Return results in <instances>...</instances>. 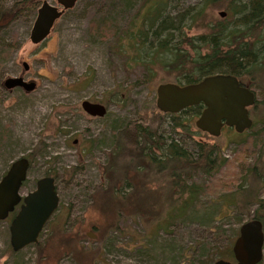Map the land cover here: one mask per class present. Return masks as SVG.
<instances>
[{"label": "rangeland", "instance_id": "rangeland-1", "mask_svg": "<svg viewBox=\"0 0 264 264\" xmlns=\"http://www.w3.org/2000/svg\"><path fill=\"white\" fill-rule=\"evenodd\" d=\"M14 1L0 0V10ZM40 1L0 29V176L24 155L29 166L19 193L33 188L39 176L54 173L58 203L38 234V249L28 243L13 250L8 222L14 211L0 219V264H194L204 247L224 246L245 213L262 212L257 201L264 202V66L253 73L252 124L242 132L223 127L211 136L195 127L196 114L190 111L179 115L177 125L172 122L178 119L169 117L157 123L150 100L155 85L171 79L155 66L149 75L142 61L131 58L130 41L111 33L112 26L126 28L138 3L123 8L118 0H76L54 20L44 39L31 43L29 29ZM105 13L113 23L103 26L98 20ZM222 17H229L223 3L207 7L208 21ZM201 30L195 26L186 33ZM254 37L255 48L264 49V22L248 40ZM17 74L34 80L35 87H3L5 76ZM82 99L101 102L104 114L84 112ZM133 120L148 123L190 151L198 141L219 146L220 167L184 176L188 183L208 184V189L171 220L164 210L175 195L165 198L162 180L144 155L160 150L139 141L113 154L116 129ZM251 166L263 177L257 178ZM241 183L250 189L246 196L238 188ZM234 197L238 209L228 204ZM160 217L165 229L153 224ZM256 264H264V243Z\"/></svg>", "mask_w": 264, "mask_h": 264}, {"label": "trees", "instance_id": "trees-1", "mask_svg": "<svg viewBox=\"0 0 264 264\" xmlns=\"http://www.w3.org/2000/svg\"><path fill=\"white\" fill-rule=\"evenodd\" d=\"M118 1L123 8L134 2L138 5L132 12L126 28L118 31L112 26L111 33L130 41L129 47L133 51L131 58L142 61L149 75L155 66L165 71L171 81L188 83L214 72H228L234 74L240 83L250 87L254 84L253 73L260 71L264 66V49L259 50L254 45L257 42V35L256 38L248 40L253 29L264 22V0ZM36 3L37 0H15L10 6L1 9L0 29L25 8H34ZM217 3L225 5L229 17L208 21L205 18L206 9ZM110 19L111 14L105 13L98 21L104 26L113 23ZM195 26L202 27L203 30L192 34L186 33V29ZM201 106L199 102L178 112L169 113L159 110L154 101L150 100L151 117H155L157 123H161L167 117L178 119L172 122L173 125L181 123L179 115L187 111L197 115ZM166 137L141 120L127 121L115 131L113 154L116 156L128 142L139 141L144 142V146L146 142L152 143L160 150L158 155L150 151H145L144 155L162 180L165 198L175 195L164 210V217L171 220L187 212L191 205H194L196 195L209 186L188 183L184 176L195 170L210 173L220 167L223 158L219 154V146L213 142L198 141L190 151L173 137ZM139 147L142 148V144ZM251 168L257 178L263 177L255 166ZM45 174L55 177L54 173ZM221 182L219 180L220 184ZM239 185L240 192L246 196L250 189L242 183ZM247 201L248 198L244 197L242 201L244 206ZM228 204L238 209L239 204L235 197ZM257 207L261 209V213L255 212L252 215L245 213V216L246 219L253 217L259 219L264 233V202L261 199H258ZM153 224L160 229H165L167 225L161 217ZM112 228L118 229L116 225ZM232 240L233 237L221 248L204 247L194 264H209L220 257L233 261ZM32 244L39 248L38 240Z\"/></svg>", "mask_w": 264, "mask_h": 264}, {"label": "water", "instance_id": "water-1", "mask_svg": "<svg viewBox=\"0 0 264 264\" xmlns=\"http://www.w3.org/2000/svg\"><path fill=\"white\" fill-rule=\"evenodd\" d=\"M75 1L54 0L51 3L41 0L29 29V41L37 43L44 39L54 20ZM224 13L223 10L218 11L220 16ZM21 64L26 70L27 63L22 61ZM2 85L7 89L16 86L29 91L35 87V81L25 79L22 74L8 75L3 78ZM199 102L202 106L193 123L197 129L211 136H218L224 125L241 132L252 124L248 108L254 103V93L249 86L240 83L234 74L214 72L193 82L161 81L155 85L154 104L163 112H178ZM80 107L89 115L101 116L105 112V106L98 101L82 99ZM28 166V158L20 155L9 163L0 176V219L5 218L18 204L8 222L9 244L13 250L37 241L43 224L58 203L51 175L39 176L33 188L24 194L19 193ZM86 235L94 236L90 231ZM263 241L262 222L254 217L245 219L238 225L231 243L233 261L220 257L209 264H256L262 257Z\"/></svg>", "mask_w": 264, "mask_h": 264}, {"label": "flooded vegetation", "instance_id": "flooded-vegetation-1", "mask_svg": "<svg viewBox=\"0 0 264 264\" xmlns=\"http://www.w3.org/2000/svg\"><path fill=\"white\" fill-rule=\"evenodd\" d=\"M250 88H251V87H250ZM251 89H252V88H251ZM252 91H253V93H254V103H253L252 105H254V104H255V101H256V97H255V91H254V89H252ZM248 113H249V112H248ZM249 116H250V115H249ZM250 117H251V116H250ZM251 119H252V118H251ZM250 126H251V125H250ZM223 127H226V126L224 125ZM223 127H222V128H223ZM228 127H230V126H228ZM222 128H221V129H222ZM244 130H245V129H244ZM241 132H242V131H241ZM17 206H18V204H16V205L14 206V209H13L12 211L15 212L16 209H17ZM12 211H11V212H12ZM8 214H9V213H8Z\"/></svg>", "mask_w": 264, "mask_h": 264}]
</instances>
